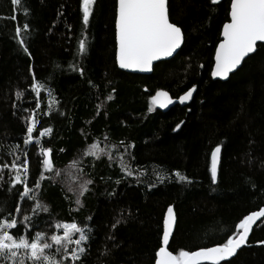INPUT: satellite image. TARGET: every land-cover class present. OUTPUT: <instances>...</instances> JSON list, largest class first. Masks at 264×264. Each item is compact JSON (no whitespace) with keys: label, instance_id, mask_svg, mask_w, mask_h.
I'll return each mask as SVG.
<instances>
[{"label":"trees","instance_id":"1","mask_svg":"<svg viewBox=\"0 0 264 264\" xmlns=\"http://www.w3.org/2000/svg\"><path fill=\"white\" fill-rule=\"evenodd\" d=\"M229 4L230 0H222L218 7L210 6L209 0H169L170 22L182 29L183 44L174 57L156 63L150 74H136L116 67L115 0H96L84 32L89 45L84 57L77 55L83 31L80 0H24L26 17L11 0H0V165H10L14 155L23 158V117L35 109L37 97L30 87L35 74L59 101L45 116L51 98L42 89L36 110L37 129H53L41 140L53 149L54 166L79 168L80 156L94 179L81 198L83 207L73 211L78 206L72 202L68 180L45 173L51 179L37 194L50 214H40L35 230L51 233L50 224L57 220L89 223L92 240L83 264H153L170 205L176 225L169 250L175 252L224 242L248 212L264 204V47L258 44L227 81L210 77ZM25 22L30 26L28 53L14 38L17 24ZM73 64L83 67V76L70 68ZM193 85L196 91L188 105L148 111L155 90L164 89L177 98ZM17 91L24 93L20 99ZM108 95L113 99L107 100ZM177 124L181 127L174 130ZM93 142L105 152L115 149L123 154L133 176L109 166L106 155L98 160L84 157ZM127 145L134 146L125 152ZM217 145L221 152L213 184L210 155ZM27 152L34 182L39 176L38 147L28 146ZM177 171L192 183L177 182ZM156 173L167 178L161 182ZM4 180L0 183L4 214H15L18 202L21 216L30 212L31 202H20L18 193L8 190L7 169ZM118 218L122 222L113 230ZM259 241H264V217L248 244L221 264H264V244Z\"/></svg>","mask_w":264,"mask_h":264},{"label":"snow or ice","instance_id":"2","mask_svg":"<svg viewBox=\"0 0 264 264\" xmlns=\"http://www.w3.org/2000/svg\"><path fill=\"white\" fill-rule=\"evenodd\" d=\"M96 0H80V10L82 12L83 31L78 40L77 55L84 57L88 53V38L84 32L90 25V18L94 15L93 6ZM222 0H209L210 6L218 7ZM11 4L20 8L25 15L29 14L24 7V0H11ZM228 20L222 26L220 40L215 49V64L211 70L212 77L227 79L230 73L237 70L246 57L256 52L258 44L264 47V0H230L227 11ZM15 21L16 17H11ZM115 61L119 68L133 71L149 72L153 70L155 61H160L173 54L181 47L183 42L182 29L175 23L170 22L169 0H115ZM30 30L28 23L17 24L15 28V39L25 53H28L26 46L27 33ZM30 55V53H29ZM73 71H78L81 76L84 75L83 67L70 65ZM31 92L37 97L35 109L32 114L23 117L26 124V134L23 138V158L14 155L11 164L0 165V183H4V170L7 169L10 180L9 191L15 190L18 193L20 202H31L30 212L21 216V203L15 205V214L5 213V209L0 207V264H83V258L88 253L90 242L92 240L93 228L89 223L77 222L76 220L55 221L50 224L54 229L48 231L35 230L39 227L36 223L41 213H49V207L41 201L37 194L42 189V183L51 179L45 173L52 174L54 177L62 176L54 166L53 149L45 147L41 138L50 136L53 132L51 127H42L37 129L40 121L36 118V110L41 107V90L47 89L48 96L51 98L48 111L45 116L55 111V105L59 101L52 96V90L46 83L37 81L35 74L32 76ZM91 84L92 82L89 81ZM114 91V89H113ZM196 86L188 89L183 95L178 97V102L184 104L190 100ZM24 93L17 91L16 97L20 99ZM107 100L113 97L108 95ZM174 99L167 91L157 90L150 97L148 111H153L154 107L160 109L167 108L175 103ZM101 105H97V114H99ZM25 112L29 109H24ZM63 115V113H59ZM90 123V121H89ZM183 122H181L182 124ZM181 124H177L174 130H178ZM38 131V136L33 133ZM107 139V137H105ZM123 144V141L120 142ZM28 146L38 147L36 153L39 164V176L30 180V167L28 159ZM134 145H127L125 152ZM61 152L64 149H60ZM221 147L217 145L211 152V182L217 183L219 154ZM107 155L109 161L116 159L111 153H105L103 148L99 147L98 142H93L87 146L83 152L84 157H94L101 159ZM42 158V159H40ZM120 170L125 176H133V169L123 158L119 157ZM77 163V161H73ZM83 172L82 168H78ZM15 173L12 175V173ZM157 179L161 182L167 178L160 173H156ZM174 176L177 182L192 183V181L181 174L175 172ZM121 181L117 180L119 184ZM74 187L68 189L74 198L72 202L78 207L72 209L79 211L83 207L82 197L90 191L89 185L93 183L91 179H77L73 182ZM31 184V186H30ZM154 187L155 185H151ZM22 189V190H21ZM68 199L69 197H65ZM264 217V207L259 211H252L235 225L236 231L227 236L222 243H216L214 246H201L196 250L179 249L175 252L169 250L170 239L173 237V229L176 224V215L173 207L167 208V213L163 218V230L160 238V246L155 252V264H221V262L230 261L237 254V250L246 246L249 241V235L253 230V225L260 218ZM92 217H86L91 221ZM122 222L117 219L112 224L115 230ZM109 239H115L109 235ZM258 243L264 244V241ZM104 254V253H102Z\"/></svg>","mask_w":264,"mask_h":264},{"label":"bare ground","instance_id":"3","mask_svg":"<svg viewBox=\"0 0 264 264\" xmlns=\"http://www.w3.org/2000/svg\"><path fill=\"white\" fill-rule=\"evenodd\" d=\"M178 52V51H177ZM176 54V53H175ZM174 57V55H173ZM117 67V66H116ZM238 70V69H237ZM237 70H235L234 72H236ZM228 80V79H227ZM226 80V81H227ZM157 90H164V89H157ZM155 90L154 93L157 91ZM166 91V90H164ZM154 93L152 95H154ZM121 142V141H120ZM106 154L107 153H111L113 155V157H116V159H113L111 161H109V159L107 158V155H106V159H105V162L113 167L114 169L118 170L119 167H120V162H119V159H118V156L119 154L117 153V151L115 149H109L108 151L105 152ZM77 160H79L80 162V167L79 168H82L83 169V172H80L78 170V168H75V167H72L70 165H67L66 167L64 168H56L57 171H60L62 173V176L60 177H55L57 179H61V178H66L68 181H71V182H74L76 181L78 178L81 179V180H84V179H91L93 181L92 184H94V179L92 178V175L90 174L91 171H90V167L88 166H85L84 163L82 161H86V160H80V156L76 157ZM86 163H89V162H86ZM91 184V185H92ZM90 186V185H89ZM264 206V204L262 205V207ZM74 209L77 208V207H73ZM260 209V208H259ZM174 210V209H173ZM166 211V210H165ZM252 212V211H251ZM251 212H248L246 215H248L249 213ZM165 213V212H164ZM245 215V216H246ZM216 244V243H215ZM215 244H212V245H203V246H214ZM196 250V249H195ZM236 256V255H235ZM233 256V257H235ZM232 257V258H233ZM231 258V259H232ZM222 263V262H221ZM123 264V263H122Z\"/></svg>","mask_w":264,"mask_h":264},{"label":"water","instance_id":"4","mask_svg":"<svg viewBox=\"0 0 264 264\" xmlns=\"http://www.w3.org/2000/svg\"><path fill=\"white\" fill-rule=\"evenodd\" d=\"M230 5V4H229ZM223 26V25H222ZM221 31H222V27H221ZM221 31H220V33H221ZM222 39V36L221 35H219V42H220V40ZM183 41H184V36H183ZM219 42L217 43V45H216V47L218 46V44H219ZM182 44H183V42H182ZM182 44H181V46H182ZM216 47H215V49H216ZM181 48V47H180ZM179 48V49H180ZM179 49H177V51H179ZM215 49H214V53H213V58H212V60H213V63H212V66H211V69H210V77H211V79L212 80H219V81H226L227 79H221V78H219V77H216V78H214V77H212V75H211V70H212V68L214 67V64H215ZM177 51L175 52V53H177ZM175 53L173 54V55H175ZM253 54V53H252ZM252 54H250V55H252ZM171 57H173V56H171ZM171 57H168V58H166V59H162V60H160V61H163V60H168V59H170ZM247 58V57H246ZM245 58V59H246ZM160 61H155L154 62V64H153V67H154V65L156 64V63H158V62H160ZM115 63H116V61H115ZM242 65V64H241ZM116 66H117V68L118 69H120V70H122V71H125V72H128V73H136V74H150L152 71H149V72H140V71H133V70H129V69H121V68H119L118 67V65H117V63H116ZM234 73V72H233ZM232 73H230L229 74V76L231 75ZM192 88V87H191ZM190 89V88H189ZM186 92V91H185ZM184 92V93H185ZM195 92V91H194ZM194 92H193V94H194ZM184 93H182L181 95H183ZM155 94V93H154ZM170 95V94H169ZM171 96V95H170ZM172 97V96H171ZM192 97H193V95H192ZM192 97H191V99H192ZM173 98V97H172ZM174 99V101H176L175 103H173V104H171V105H169L167 108H164V109H160V108H158V107H156L158 110H160V111H162V112H165V111H167L170 107H172V106H174L175 104L176 105H179V106H186V105H188L189 103H190V101H191V99L190 100H188V101H186L184 104H180L179 102H178V97L177 98H173ZM210 159H211V155H210ZM219 160H220V154H219ZM218 165H219V163H218ZM264 207V206H263ZM262 208V207H261ZM255 211H259V209L258 210H255ZM167 213V209H166V211H165V213H164V216H165V214ZM174 213H175V211H174ZM250 214V213H249ZM248 214V215H249ZM176 215V214H175ZM164 216H163V218H164ZM263 218V217H262ZM262 218H260V220L262 219ZM260 220H258L257 222H256V224H254L253 225V228L257 225V223L260 221ZM176 225V224H175ZM162 228H163V221H162ZM174 229H175V226H174ZM174 229H173V232H174ZM163 230V229H162ZM252 232V231H251ZM250 235H251V233H250ZM249 235V236H250ZM161 236H162V234H161ZM244 246H242L240 249H242ZM240 249H238L237 250V252L240 250ZM153 264H155V259H154V262H153Z\"/></svg>","mask_w":264,"mask_h":264},{"label":"rangeland","instance_id":"5","mask_svg":"<svg viewBox=\"0 0 264 264\" xmlns=\"http://www.w3.org/2000/svg\"><path fill=\"white\" fill-rule=\"evenodd\" d=\"M69 182L70 183L68 184V181L65 180V183L67 184L68 188L75 186L73 182H71V181H69Z\"/></svg>","mask_w":264,"mask_h":264}]
</instances>
